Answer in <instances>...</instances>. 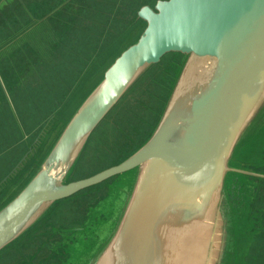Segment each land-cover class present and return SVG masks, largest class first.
<instances>
[{
	"label": "water",
	"instance_id": "obj_1",
	"mask_svg": "<svg viewBox=\"0 0 264 264\" xmlns=\"http://www.w3.org/2000/svg\"><path fill=\"white\" fill-rule=\"evenodd\" d=\"M47 1L50 8L40 16L34 9L45 7L36 8L35 0H0V13L34 8L27 27L32 30L70 2ZM137 19L144 23L137 40L54 136L38 169L0 204V255L33 231L53 205L135 172L115 231L84 264H251L257 256L250 250L254 233H264V0H157L143 5ZM171 54L183 64L151 135L118 163L71 180L99 125ZM252 147L257 153L249 154ZM35 150L0 187L17 179ZM94 225L85 221L84 228L71 230L64 240L71 250L60 264H74L78 252L89 249L97 237ZM43 250L44 264H56Z\"/></svg>",
	"mask_w": 264,
	"mask_h": 264
},
{
	"label": "rangeland",
	"instance_id": "obj_2",
	"mask_svg": "<svg viewBox=\"0 0 264 264\" xmlns=\"http://www.w3.org/2000/svg\"><path fill=\"white\" fill-rule=\"evenodd\" d=\"M35 1L36 8L45 7L42 11L33 8L37 16L50 8L46 6L47 0ZM63 1L54 0L60 6ZM156 1L72 0L69 13L77 16L69 26L74 29L70 31L68 27L69 33L64 34L59 32L64 29L65 19L48 18L30 30L27 27L33 9L0 13V182L36 148L17 179L0 187L1 205L38 169L54 136L59 135L117 56L137 40L144 28V23L137 19L138 10ZM182 64L180 55L171 54L149 70L94 132L70 173L71 180L89 177L118 163L151 135L173 88L170 81ZM38 138L40 143L35 146ZM257 151L252 147L249 154ZM134 180L135 172H127L53 205L32 231L33 240H25L28 242L23 249H49V261L60 264L71 250L65 243L72 236L71 230L84 228L85 221L94 222L97 237L73 261L86 263L84 258H90V253L98 254L111 238ZM262 192L259 206L264 209ZM242 194L246 203L248 195L244 190ZM255 223L260 226L257 219ZM260 229L263 231V226ZM228 231L227 244L232 238L231 228ZM254 238L250 251L257 256L251 264H264V233H254ZM84 244L81 242V246ZM16 261L17 252L5 251L0 255V264ZM228 264H232V259Z\"/></svg>",
	"mask_w": 264,
	"mask_h": 264
},
{
	"label": "trees",
	"instance_id": "obj_3",
	"mask_svg": "<svg viewBox=\"0 0 264 264\" xmlns=\"http://www.w3.org/2000/svg\"><path fill=\"white\" fill-rule=\"evenodd\" d=\"M72 1V0H70ZM73 4V2H69L66 5H63V8H61L58 11H55V13L53 14V19H59V20H64V29L62 31H60L59 33H69L68 32V27L70 31H73V27L69 26V25H73V20H75L77 14H73V13H69L70 7ZM72 18H71V16ZM47 17V16H46ZM48 18V17H47ZM32 231L30 233H28L27 235L23 236L21 238V240H19L17 242V244H15L14 246H11L9 248V251L12 252H17V261L14 262V264H44L46 263L48 260H46V256H48L47 251L42 250V251H38L39 249L37 247L34 246L35 251L33 252V247L31 246L29 248V250L25 251L23 249V246L25 245L26 242L25 240H33V235L31 234ZM8 252V251H7ZM37 254V256H36ZM45 254V256L42 258V255ZM52 254L50 255L49 259L51 258Z\"/></svg>",
	"mask_w": 264,
	"mask_h": 264
}]
</instances>
